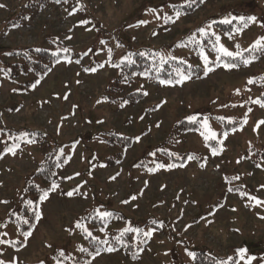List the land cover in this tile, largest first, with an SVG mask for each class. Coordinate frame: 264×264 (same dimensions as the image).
Segmentation results:
<instances>
[{
  "label": "rangeland",
  "instance_id": "374dc122",
  "mask_svg": "<svg viewBox=\"0 0 264 264\" xmlns=\"http://www.w3.org/2000/svg\"><path fill=\"white\" fill-rule=\"evenodd\" d=\"M0 4V124L11 143L0 157V261L264 264V204L250 199L264 201V107L253 102H264V56L229 69L212 47L216 36L234 52L264 37V0ZM240 16L256 19L241 32L239 19L222 23ZM42 51L61 59L51 68ZM144 59L140 75L121 76ZM130 94L143 98L127 104ZM121 234L138 260L98 242Z\"/></svg>",
  "mask_w": 264,
  "mask_h": 264
},
{
  "label": "snow or ice",
  "instance_id": "6c2138e0",
  "mask_svg": "<svg viewBox=\"0 0 264 264\" xmlns=\"http://www.w3.org/2000/svg\"><path fill=\"white\" fill-rule=\"evenodd\" d=\"M186 3L191 4L192 3V0H186ZM0 7H5V5L0 4ZM152 11H155V10H152ZM180 15H181V12L180 11H177L176 12V17L179 18ZM165 19L170 21V20H172V17H165ZM237 19H239V21L241 22V26L240 27H237L235 29V31L236 32H241L244 28H247L248 27L249 22H255V19L256 18L255 17L245 18L243 16H240V17H230V18H225L222 21V23L227 24V25H231L233 23V21L234 20H237ZM82 23H87V22L85 21V22H82ZM211 27H212L211 25H208V29H211ZM200 31H201V33L205 37H207L209 35V31L206 30V29H203L202 28V29H200ZM211 35L212 36H216V33L215 32H212ZM212 47H213V50L218 54V58H224V57H226V58H230V60L233 61V62H229L228 60H225L224 61V66L227 67V68H229V69H231V68H235V67L238 66L234 62L236 60H240V62L243 63L244 65H248L252 61H254L255 59L259 58L260 56H264V37H261V38L257 39L254 42V44L249 49H246V50H238V51H235L234 52V51H230L223 43L220 42V37L219 36H216V40L213 43ZM237 48L239 49V45H237ZM64 51H68V50L65 49ZM244 51H248L249 52V54H250L249 57H245L244 56V54H243ZM203 58L205 60L206 70L209 71V72L212 71L211 68H208L207 67V64H208V57H207V55H204ZM173 59H174V57H173ZM166 62H167L166 60H163L162 59V63H166ZM92 70L95 71V69H92ZM86 71H87V69H86ZM176 75L181 78V81L187 80V79L190 78L189 76L185 75L180 69H176ZM253 82H254L253 80H251V79L249 80V83H253ZM37 83H39V81H37ZM161 83H171V81H167V82L161 81ZM35 86H36V84H33V87H35ZM253 102L260 104L261 107H264V102H262L260 100H256V101H253ZM188 119L191 122H198L196 116L189 117ZM221 119H223V118H221ZM229 122L231 123L232 121H229ZM260 123L261 124H264V121H260ZM201 127L205 128V129H208L209 126H208V123H207V119H205L201 123ZM202 135H204V138H205L206 141L209 140V139H215L216 138V133L215 132H211L210 135H205L204 133H202ZM224 136H227V132L224 133ZM29 142H31V141H29ZM15 147L16 146L14 145V146L8 148V151L9 152H12L13 154H15ZM213 154L214 155L216 154L215 149H213ZM158 167H161L162 168V167H165V165L161 164V165H158ZM113 179H114V177H113ZM225 179H226V181L228 180V178H225ZM233 179H238V177H235ZM55 187H56V185H53V190L55 189ZM262 187H264V186H262ZM228 191L231 192V191H233V189L232 188H229ZM67 195L71 196L72 193L69 192V193H67ZM242 195H246V194H242ZM47 197H48V193L47 192H44L42 194V196L40 197V199H41V201H43V200L47 199ZM133 199H135V197H133ZM250 199L253 200V201H255V203L258 204V205L259 204H264V201L259 200L257 197H250ZM28 203H29V205H31L32 204V201H29ZM98 215H99V217L101 219H104V218L110 216L111 213L102 212V213H98ZM38 218H39V214L37 213V219ZM24 222L25 223H28L27 220H25ZM77 227H83V225L78 224ZM84 230L87 232V229H84ZM124 231L125 232H137V233L140 232L139 229H135V228H126ZM5 235H6V233H5ZM22 235H24L25 238H27V237L31 236V232H24V233H22ZM87 235L88 236H91L92 234L90 232H87ZM122 235L123 234H121V236H118V237L115 238L117 242H120V243L123 242L122 241ZM143 235L144 236H147V237H151L152 232L151 231L145 232V233H143ZM93 239H96V238H93ZM98 242L99 243H103L105 245L109 244V242L107 240L98 241ZM2 243H5V241L4 240H0V244H2ZM106 250L109 251V252H112V251H115L116 249L114 247L109 246ZM80 251L84 252V251H87V250L81 248ZM244 252H245V250H243V249L240 250V258L241 259L244 258ZM61 254L63 255V253H61ZM97 254H99V253H97ZM188 255L193 260L196 259V255H195L194 252H188ZM254 259H255V257H250L249 260H248V264H251V261L254 260ZM0 264H4V262L3 261H0Z\"/></svg>",
  "mask_w": 264,
  "mask_h": 264
},
{
  "label": "trees",
  "instance_id": "16d2710c",
  "mask_svg": "<svg viewBox=\"0 0 264 264\" xmlns=\"http://www.w3.org/2000/svg\"><path fill=\"white\" fill-rule=\"evenodd\" d=\"M48 1L49 2H55V1L66 2L67 0H48ZM76 9H77L76 5L73 6V7H71L69 14H71V11H73V12L75 11L76 12ZM37 55L44 56V57H50V59H51V68L54 65V63L57 61V59H61V57H56L53 54H51L49 52H46V51L38 52ZM65 56L70 57V54L63 55L62 57H65ZM144 60H146L145 63H147V62L150 63V60H148V59H144ZM29 62H31V65H34L35 66V63H33V61H29ZM150 65H151V63L149 65H147V66H144L143 64H141V66H140V65H137L136 63L134 64V62L133 63H125L122 66H120L119 69L122 71L121 76L124 75V74H126V73H130L131 70L136 71V75H140L141 72L139 70L146 69ZM51 68L49 67L48 70H47V72H45V73H43L41 75V78H44L45 75H46V73L48 74L49 71L51 70ZM167 68H169V67L167 66ZM167 75L168 74H166V76ZM142 98L143 97L141 95H138V94H130L129 97H126L125 102L129 101V102H134L135 103V101H138V100H140ZM127 104H128V102H127ZM127 104L124 103V106L126 107ZM1 126H3V125L0 124V157H3V156L6 155V154H4V152H5V144H11V143H3L2 136L4 134H8L9 131L7 129H3L2 130L1 129ZM32 140L33 141H36L34 139H32ZM130 142H131V140H130ZM20 144L23 145L24 142L23 143H20ZM132 239H133V236L131 234H128V235H126L122 239V241H123L122 243L117 242L115 240L113 242L110 241V244H108V245L111 246V247H114L118 252L123 253L127 258H130L132 261L133 260H138V258L141 256V254L139 252L140 248H138V249H132V244H131V242L133 241ZM135 240H136V238H135ZM151 240H152V237L150 238V237H147L146 236V239L142 243V246L144 248H146V246L149 243H151ZM205 260H206L207 264H210V259H205ZM211 262H212V264H215L212 260H211Z\"/></svg>",
  "mask_w": 264,
  "mask_h": 264
}]
</instances>
